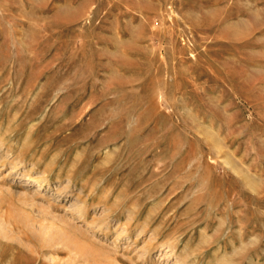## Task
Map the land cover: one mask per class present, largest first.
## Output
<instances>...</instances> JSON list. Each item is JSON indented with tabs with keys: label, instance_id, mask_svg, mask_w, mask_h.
I'll return each mask as SVG.
<instances>
[{
	"label": "rangeland",
	"instance_id": "obj_1",
	"mask_svg": "<svg viewBox=\"0 0 264 264\" xmlns=\"http://www.w3.org/2000/svg\"><path fill=\"white\" fill-rule=\"evenodd\" d=\"M177 256L264 264V0H0V264Z\"/></svg>",
	"mask_w": 264,
	"mask_h": 264
},
{
	"label": "bare ground",
	"instance_id": "obj_2",
	"mask_svg": "<svg viewBox=\"0 0 264 264\" xmlns=\"http://www.w3.org/2000/svg\"><path fill=\"white\" fill-rule=\"evenodd\" d=\"M231 165H232V163H231ZM234 165V164H233ZM234 167V166H233ZM240 168V167H239ZM234 169V168H233ZM236 171H238V170H236ZM244 176L246 177V179L248 178V176L246 175V174H244ZM249 179V178H248ZM254 181H252L251 179H250V181L248 180H246V185H249L251 188H253L252 186L255 184V182L253 183ZM43 183V182H42ZM42 183H40L39 182V185L41 186L42 185ZM83 210V209H82ZM79 211H81L80 209H79ZM64 229V228H63ZM143 232V231H142ZM145 248V247H144ZM178 257V259L176 260V261H180V264H182V261H181V259H179V256H177ZM187 258V257H186ZM183 260H185V259H183ZM187 261V260H186ZM185 261V264H188V262H186ZM217 262V261H216Z\"/></svg>",
	"mask_w": 264,
	"mask_h": 264
}]
</instances>
